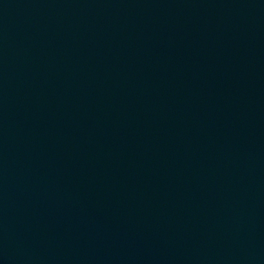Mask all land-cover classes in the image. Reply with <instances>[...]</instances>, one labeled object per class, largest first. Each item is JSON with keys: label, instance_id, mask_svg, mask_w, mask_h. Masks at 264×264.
I'll list each match as a JSON object with an SVG mask.
<instances>
[{"label": "water", "instance_id": "obj_1", "mask_svg": "<svg viewBox=\"0 0 264 264\" xmlns=\"http://www.w3.org/2000/svg\"><path fill=\"white\" fill-rule=\"evenodd\" d=\"M0 264H264V0H0Z\"/></svg>", "mask_w": 264, "mask_h": 264}]
</instances>
